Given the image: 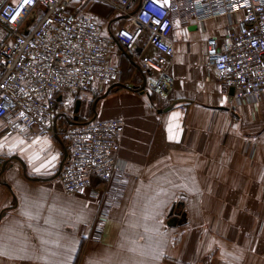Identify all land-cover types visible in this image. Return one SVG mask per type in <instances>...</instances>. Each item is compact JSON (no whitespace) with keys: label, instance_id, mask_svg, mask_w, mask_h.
<instances>
[{"label":"crops","instance_id":"0c3cea01","mask_svg":"<svg viewBox=\"0 0 264 264\" xmlns=\"http://www.w3.org/2000/svg\"><path fill=\"white\" fill-rule=\"evenodd\" d=\"M70 9L90 14L109 38L124 25L99 1L73 0ZM228 24L173 16L166 99L141 90L160 73L116 44L110 60L123 87L95 111L80 101L74 113L81 121L124 119L116 191L93 179L82 193H65L53 178L50 138L24 142L0 123V264H264V106L238 103L203 65L206 41L223 37ZM137 48L159 56L144 40Z\"/></svg>","mask_w":264,"mask_h":264},{"label":"built area","instance_id":"2783aa9c","mask_svg":"<svg viewBox=\"0 0 264 264\" xmlns=\"http://www.w3.org/2000/svg\"><path fill=\"white\" fill-rule=\"evenodd\" d=\"M72 1L0 0V123L5 135L18 134L26 141L51 135L50 122L64 93L86 102L117 84L121 71L110 60L117 43L142 68L160 73L142 90L168 98L173 81L162 69L175 58L170 36L176 14L197 25L228 19L225 35L206 41L204 68L233 90L238 103L264 106V0H95L126 17L113 38L104 36L90 14L71 10ZM141 40L157 51V59L141 56ZM123 132L121 117L72 120L57 130L66 151L57 177L65 193H82L93 179L116 191L114 178L124 174L119 158Z\"/></svg>","mask_w":264,"mask_h":264},{"label":"rangeland","instance_id":"374dc122","mask_svg":"<svg viewBox=\"0 0 264 264\" xmlns=\"http://www.w3.org/2000/svg\"><path fill=\"white\" fill-rule=\"evenodd\" d=\"M98 24V23H97ZM99 25V24H98ZM101 27V25H99ZM4 34V31L1 30ZM5 36V34H4ZM3 36V37H4ZM104 94L101 93L99 96H102ZM99 96L93 97L91 98V100L89 102L86 103V105L84 106V109H86L87 111L92 110V103L99 98ZM75 97L69 94H66L64 96V102L65 104L63 105L62 103L57 104L56 108L54 110V118H53V122H52V132H53V126H54V121L56 123V128L57 130L61 131L65 128V126L71 122L73 120V116H74V108H75ZM48 138H50L51 143L56 146L57 150H58V163H57V168L56 171L58 169V164H60L61 159H62V148L61 146L58 144V142L56 141V139L54 138V134L52 133L51 135L47 136ZM26 140H24L25 142ZM23 142V140H22ZM23 142V143H24ZM24 145V144H22ZM17 156H20L19 153L16 154ZM55 171V172H56ZM55 175V173L53 174V176ZM105 187V186H104ZM174 208V207H173Z\"/></svg>","mask_w":264,"mask_h":264},{"label":"water","instance_id":"95a60500","mask_svg":"<svg viewBox=\"0 0 264 264\" xmlns=\"http://www.w3.org/2000/svg\"><path fill=\"white\" fill-rule=\"evenodd\" d=\"M117 19L124 20V19H126V17H119V18H117ZM117 44H118V47L120 48L121 52L124 54V56H125L129 61L132 62V58H131V56H130L129 54L126 53V51L123 49V47H122L119 43H117ZM144 86H145V81L143 82V84H142V86H141V90L144 88ZM117 87H123V86H122L121 84L118 83V84H115L114 86H111L110 88H108V89L106 90V92H105L102 96H100L99 98H97V99L92 103V109L95 111V107H96V104H97L98 100H99V99H102V98H104V97H106V96H107V95H108L113 89H115V88H117ZM79 106H80V100H77V101L75 102V108H74V113H75V114L78 112V110H79ZM76 120H77V117H73V121H76ZM53 134H54V138L57 140V142H58V143L61 145V147L63 148V157H62V160H61V162H60V164H59V167H58V169H57L55 175L53 176V178H57L58 175H59L60 169H61V167H62V163H63V161H64V159H65L66 151H65V149H64V146H63V144H62L60 138H59L58 135H57L56 123H54V126H53ZM19 162H21V161L19 160ZM6 163H7V162H5V163L2 164V167H1V173H2V172L4 171V169H5V165H6ZM21 163H22V162H21ZM22 166H23V174H24V177H26L27 179L37 180V179H35V178H30V177H28V176L26 175L24 165H22Z\"/></svg>","mask_w":264,"mask_h":264},{"label":"snow or ice","instance_id":"6c2138e0","mask_svg":"<svg viewBox=\"0 0 264 264\" xmlns=\"http://www.w3.org/2000/svg\"><path fill=\"white\" fill-rule=\"evenodd\" d=\"M30 2V0H24V3L25 4H27V3H29ZM13 19H15V17H13Z\"/></svg>","mask_w":264,"mask_h":264},{"label":"trees","instance_id":"16d2710c","mask_svg":"<svg viewBox=\"0 0 264 264\" xmlns=\"http://www.w3.org/2000/svg\"><path fill=\"white\" fill-rule=\"evenodd\" d=\"M122 21H124V20H122ZM119 83H120V80H119ZM78 119H80V118L78 117Z\"/></svg>","mask_w":264,"mask_h":264}]
</instances>
